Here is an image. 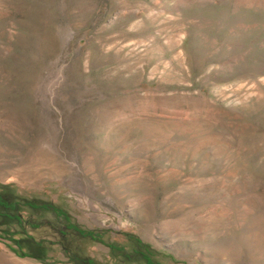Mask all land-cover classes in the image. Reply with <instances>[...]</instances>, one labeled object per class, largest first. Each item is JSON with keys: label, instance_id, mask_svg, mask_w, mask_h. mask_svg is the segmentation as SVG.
Segmentation results:
<instances>
[{"label": "rangeland", "instance_id": "rangeland-1", "mask_svg": "<svg viewBox=\"0 0 264 264\" xmlns=\"http://www.w3.org/2000/svg\"><path fill=\"white\" fill-rule=\"evenodd\" d=\"M4 193L157 264H264V0H0Z\"/></svg>", "mask_w": 264, "mask_h": 264}, {"label": "trees", "instance_id": "trees-1", "mask_svg": "<svg viewBox=\"0 0 264 264\" xmlns=\"http://www.w3.org/2000/svg\"><path fill=\"white\" fill-rule=\"evenodd\" d=\"M26 209L31 212L50 213L53 219L25 217L23 212ZM12 225H16L17 230H12ZM44 229L52 231L56 240L36 235ZM107 234V231L81 226L64 207L53 202L24 199L8 193L0 194V240L6 241L7 246L21 258L58 264L59 261L50 254L59 250L68 263L100 264L89 255L87 248L88 244H102L129 261L136 259L146 264H157L140 239L135 238L134 248L127 250L112 243Z\"/></svg>", "mask_w": 264, "mask_h": 264}]
</instances>
